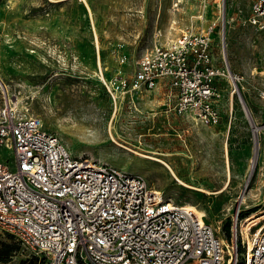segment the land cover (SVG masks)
<instances>
[{
  "label": "rangeland",
  "instance_id": "1",
  "mask_svg": "<svg viewBox=\"0 0 264 264\" xmlns=\"http://www.w3.org/2000/svg\"><path fill=\"white\" fill-rule=\"evenodd\" d=\"M208 1L206 20L214 21L218 12ZM251 2L224 0V24L216 22L214 62L237 81L225 72L217 84L215 126L166 114L163 91L126 95L113 106L103 85L116 75L129 79L155 28L167 30L171 19L185 25L194 14L192 0L175 16L171 0H0V107L4 99L13 101L71 155L139 174L175 202L194 206L229 242L236 206L244 234L264 223V32L246 22ZM232 84L237 93L231 94ZM238 94L260 127L251 173L252 129ZM145 155L162 159L179 180ZM0 264L34 260L0 230Z\"/></svg>",
  "mask_w": 264,
  "mask_h": 264
},
{
  "label": "built area",
  "instance_id": "2",
  "mask_svg": "<svg viewBox=\"0 0 264 264\" xmlns=\"http://www.w3.org/2000/svg\"><path fill=\"white\" fill-rule=\"evenodd\" d=\"M192 1L185 25L171 19L167 30L155 28L131 78L103 81L113 106L164 83L166 114L196 125L219 123L217 84L228 71L215 64L212 45L225 3L214 0L218 15L207 21L210 2ZM183 3L171 0L170 12L175 16ZM246 22L264 32V0H252ZM0 150L10 156L0 157V230L34 264H264V223L244 235L240 205L225 242L194 206L175 202L139 174L71 155L37 116L9 99L0 107Z\"/></svg>",
  "mask_w": 264,
  "mask_h": 264
},
{
  "label": "bare ground",
  "instance_id": "3",
  "mask_svg": "<svg viewBox=\"0 0 264 264\" xmlns=\"http://www.w3.org/2000/svg\"><path fill=\"white\" fill-rule=\"evenodd\" d=\"M99 65V64H98ZM228 71V70H227ZM227 77L229 78V80L232 78V75L230 74V72L228 71V74H227ZM234 92H236V90H234V87H232V90H231V94H233ZM14 100V99H13ZM15 101V100H14ZM260 130V127H257L253 124V157L251 159V168H250V173L253 171V167L255 165V162H256V153H257V149L259 147V144H258V141H257V133L259 132ZM82 155H86V154H79V156H82ZM145 158H148V159H151L153 161H156L158 163H160L161 165H163V167H165L172 175L173 177L178 181L179 179L174 175V172L173 170L171 169V167L166 163L164 162L162 159L160 158H156V157H153V156H147L145 155L144 156ZM92 158V157H91ZM99 161V160H98ZM179 183L183 184L181 181H179ZM184 185V184H183ZM244 197V195L241 196V199ZM241 221V220H240ZM240 228H241V231H242V226L240 224ZM244 234V232H242ZM245 235V234H244Z\"/></svg>",
  "mask_w": 264,
  "mask_h": 264
},
{
  "label": "water",
  "instance_id": "4",
  "mask_svg": "<svg viewBox=\"0 0 264 264\" xmlns=\"http://www.w3.org/2000/svg\"><path fill=\"white\" fill-rule=\"evenodd\" d=\"M236 90H237V89H236ZM238 98H239L240 104H241V106H242V109H243V111H244V114H245V116H246V118H247V120H248V122H249V124H250V127H251V129H252V137H253V121H252V119H251V117H250L249 111H248V109H247V107H246L244 101L242 100V98H241V96H240L239 94H238Z\"/></svg>",
  "mask_w": 264,
  "mask_h": 264
},
{
  "label": "crops",
  "instance_id": "5",
  "mask_svg": "<svg viewBox=\"0 0 264 264\" xmlns=\"http://www.w3.org/2000/svg\"><path fill=\"white\" fill-rule=\"evenodd\" d=\"M133 75V74H132ZM131 78V77H130ZM149 92H152L154 94H157L159 95L160 91H163V96L165 94V91H166V84L164 83H159V85L153 89V90H148ZM142 93V92H141ZM164 101V100H163ZM164 104H165V101H164Z\"/></svg>",
  "mask_w": 264,
  "mask_h": 264
}]
</instances>
